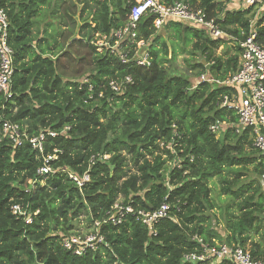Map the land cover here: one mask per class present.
<instances>
[{
	"label": "trees",
	"instance_id": "obj_1",
	"mask_svg": "<svg viewBox=\"0 0 264 264\" xmlns=\"http://www.w3.org/2000/svg\"><path fill=\"white\" fill-rule=\"evenodd\" d=\"M183 1L206 9L210 17L222 14L221 27L232 37L242 39L249 31L251 8L224 11L215 0ZM73 3L75 11L66 6L60 14V5L53 10L64 30L44 37V31L38 28L34 35V29L52 0H0L10 23L8 44L13 50L12 97H0V117L18 124L28 136L56 132L55 138H46L44 155L62 151L51 162L59 172L38 176L40 155L28 143L11 144L0 127V264H232L188 263L182 258L198 247L194 237L244 249L249 233L257 232L262 223L264 155L254 149L248 129L235 133L231 127L237 123L235 111L221 106L222 98L234 91L167 72L164 64L174 52L156 35L151 16L140 20L137 37L126 49L130 57L135 43L144 42L151 56L149 67L122 64L110 51H99L92 44L96 36L122 27L135 0ZM85 10L89 20H83ZM260 26L259 19L257 41L264 46V26ZM162 29L183 32L184 44L201 52L205 65L192 69L201 68V74L218 80L236 71L238 46H233L232 55L217 56L226 40H212L203 30L180 22L171 21ZM125 77L131 83L114 95L108 83ZM83 79L88 83H81ZM216 123L226 124L219 135L209 131ZM104 154L108 160L97 158L89 165L92 156ZM248 168L261 182L239 184ZM61 170L78 177L88 172L89 182L79 189ZM214 178L220 182L221 195L237 202L238 214H226L224 236L205 224L204 213L215 207L209 187ZM120 198L124 205L144 211L166 202L170 218L150 232L129 215L120 225L101 226L107 248L79 257L62 248L78 217L83 215L87 223L101 219ZM14 203L38 211L30 225L11 213ZM261 236L264 242V230ZM260 245L253 243L249 253L264 260Z\"/></svg>",
	"mask_w": 264,
	"mask_h": 264
},
{
	"label": "built area",
	"instance_id": "obj_2",
	"mask_svg": "<svg viewBox=\"0 0 264 264\" xmlns=\"http://www.w3.org/2000/svg\"><path fill=\"white\" fill-rule=\"evenodd\" d=\"M101 1V0H99ZM225 9L247 10L252 9L253 17L249 21V31L242 39L230 36L222 27V14L210 17L204 8H196L183 0H135V5L127 14V20L122 27L112 30L108 35L96 36L92 42L101 51L105 49L118 57L122 64H133L134 66L147 68L151 65V56L145 47V43H135L132 55L126 50L137 37L138 24L145 16L153 17V28L161 30L169 22H180L192 28L203 30L212 40L224 39L228 43L238 46V67L235 72L229 74L225 79L218 80L206 73L199 76L198 83H209L224 86L231 90V96L225 95L221 100V106L232 109L237 116V123L231 125L235 133L248 129L253 139V147L258 153L264 155V46L258 43V32L255 28L258 19L264 17V0H215ZM9 20L6 12L0 8V97L9 100L11 94V80L13 75V50L8 44ZM97 38L101 41L98 43ZM81 83L87 84L86 79ZM131 83L130 77L121 81L112 80L108 87L114 95H120L125 86ZM92 90L89 87V91ZM102 95L99 94V97ZM112 99V98H111ZM226 124H213L209 127L212 134L219 135L221 128ZM0 127L4 138L16 147L28 143L33 151L41 157V166L37 169L38 176L53 175L59 170L52 168L51 162L57 160L62 151H53L52 155H44V143L47 137L55 138L54 131H40L36 136H28L24 129L18 124L3 120L0 117ZM69 130L64 128L63 131ZM62 131V132H63ZM163 147L162 144H160ZM170 149V146H166ZM97 158L106 161L109 156H92L89 165H93ZM68 177L80 189L89 182V174L85 172L78 177L65 170ZM31 184V182H29ZM11 213L25 225H30L38 211L32 212L30 207L14 203L10 207ZM170 205L163 202L154 211L137 210L131 205H124L121 200L110 208L106 214L98 220H91L86 226L88 232H74L69 234L61 242L62 248L73 256H83L87 252H95L100 247H108L104 236L100 233L102 225H120L129 215L134 217L150 232L161 220L170 218ZM198 247L190 253L183 255V262L188 263H218L229 261L232 264H264V260L253 258L248 251L240 246H229L226 243L209 244L201 238H192ZM116 264V263H112Z\"/></svg>",
	"mask_w": 264,
	"mask_h": 264
},
{
	"label": "rangeland",
	"instance_id": "obj_3",
	"mask_svg": "<svg viewBox=\"0 0 264 264\" xmlns=\"http://www.w3.org/2000/svg\"><path fill=\"white\" fill-rule=\"evenodd\" d=\"M73 0H52V4L50 7V10L42 9L43 16H40V19L37 20V26L34 29V35H37V29H41L42 36L49 37V36H57L61 31L64 29L59 25V22L57 20L58 15L53 16V10H56L57 7L60 5L62 10L60 11V14L63 13V9L66 8V6H70L71 11H75V9H71V6L73 5ZM77 9H81V5H76ZM89 18V10H85L83 12V20ZM89 20V19H88ZM157 36H159L167 45L169 51H173L174 54L172 57L168 56V62L164 64V69L169 73L179 74L186 76L190 79V81L193 83L195 82L199 76L201 75V68L192 69V66L196 64H204V57L201 54V52H194L192 51L191 44H184L185 42V34L182 32L181 35H177L171 30L167 29H161L157 31ZM98 43L101 42L97 38ZM233 44L225 42L217 51L216 55L219 56L223 53H228V55L233 54ZM145 47H147L145 45ZM157 49V48H155ZM205 65V64H204ZM198 70H200V75H197ZM221 137V136H220ZM251 168H248L247 171H242L244 173V177L239 179V184H246L249 183L252 180H255L257 182H261V178L257 180V177L252 175ZM232 175L228 177V179H231ZM263 185V184H262ZM209 187L211 190L210 198L212 200V203L214 204V208L211 211H206L204 213V216L206 218V225H209L211 230L214 232V234H220L221 236H224L226 232V221L228 219L227 212L236 216L238 214L236 203L231 201V199L227 198L225 195H221L220 193V182L217 178L212 179L209 182ZM264 188V185L262 186ZM264 190V189H263ZM257 198H255L256 200ZM121 200V198H120ZM122 201V200H121ZM229 209H227V207ZM260 218L262 219V223L259 226V229L257 232H250L249 233V239L246 242V245L244 249L246 251H250V248L252 247L253 243L261 244L260 246L264 247V242L261 236L262 231L264 230V212L260 214ZM76 229L74 232H80L85 233L88 232V228L86 226L89 224L87 223V219L83 215L78 217L76 221ZM215 244L221 243L218 240H213Z\"/></svg>",
	"mask_w": 264,
	"mask_h": 264
},
{
	"label": "crops",
	"instance_id": "obj_4",
	"mask_svg": "<svg viewBox=\"0 0 264 264\" xmlns=\"http://www.w3.org/2000/svg\"><path fill=\"white\" fill-rule=\"evenodd\" d=\"M259 20V19H258ZM261 20V26L260 27H262V26H264V17L262 18V19H260ZM205 64V63H204Z\"/></svg>",
	"mask_w": 264,
	"mask_h": 264
}]
</instances>
